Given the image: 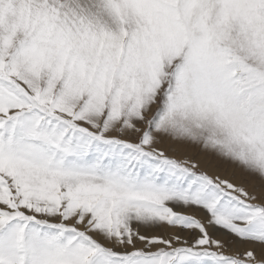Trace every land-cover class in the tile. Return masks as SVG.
<instances>
[{"label": "snow or ice", "instance_id": "snow-or-ice-1", "mask_svg": "<svg viewBox=\"0 0 264 264\" xmlns=\"http://www.w3.org/2000/svg\"><path fill=\"white\" fill-rule=\"evenodd\" d=\"M0 264H264V0H0Z\"/></svg>", "mask_w": 264, "mask_h": 264}]
</instances>
